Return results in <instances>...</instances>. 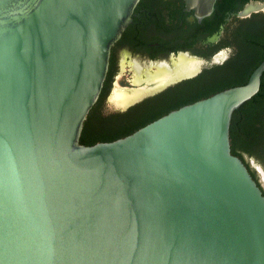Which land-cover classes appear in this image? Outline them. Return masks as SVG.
<instances>
[{"label": "water", "instance_id": "water-1", "mask_svg": "<svg viewBox=\"0 0 264 264\" xmlns=\"http://www.w3.org/2000/svg\"><path fill=\"white\" fill-rule=\"evenodd\" d=\"M139 1L0 0V264H264V194L230 142L264 61L243 86L80 143ZM204 64L110 101L125 111Z\"/></svg>", "mask_w": 264, "mask_h": 264}, {"label": "flooded vegetation", "instance_id": "flooded-vegetation-1", "mask_svg": "<svg viewBox=\"0 0 264 264\" xmlns=\"http://www.w3.org/2000/svg\"><path fill=\"white\" fill-rule=\"evenodd\" d=\"M208 2L139 1L131 23L111 49L102 90L103 110L122 114L137 106L179 105L186 97L205 99L216 94L209 95V91L219 87L229 89L247 84L264 61V0H214L205 14ZM250 5L256 9L243 16ZM185 57L205 63L193 78L175 83L125 111L115 108L118 102L110 101L115 90L120 100L131 94L133 87L173 70ZM263 86L264 73L260 90ZM243 160L255 169L262 166L248 156ZM260 178L259 174V182Z\"/></svg>", "mask_w": 264, "mask_h": 264}, {"label": "trees", "instance_id": "trees-1", "mask_svg": "<svg viewBox=\"0 0 264 264\" xmlns=\"http://www.w3.org/2000/svg\"><path fill=\"white\" fill-rule=\"evenodd\" d=\"M228 87H219L208 94L220 92ZM104 93V92H103ZM103 93L90 111L81 135L80 143L93 146L101 142H112L129 136L173 110L192 104L203 97H186L179 105L137 106L127 113H110L103 110ZM264 86L251 100L234 111L230 126L231 150L248 168L264 194L259 182V173L243 160L254 158L264 169Z\"/></svg>", "mask_w": 264, "mask_h": 264}, {"label": "rangeland", "instance_id": "rangeland-1", "mask_svg": "<svg viewBox=\"0 0 264 264\" xmlns=\"http://www.w3.org/2000/svg\"><path fill=\"white\" fill-rule=\"evenodd\" d=\"M260 182H261V186L264 188V181L262 180V178H260Z\"/></svg>", "mask_w": 264, "mask_h": 264}]
</instances>
